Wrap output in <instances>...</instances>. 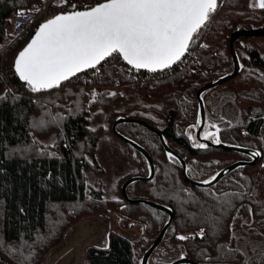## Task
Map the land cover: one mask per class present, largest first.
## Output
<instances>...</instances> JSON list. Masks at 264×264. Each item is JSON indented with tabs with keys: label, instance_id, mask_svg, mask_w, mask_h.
<instances>
[{
	"label": "trees",
	"instance_id": "16d2710c",
	"mask_svg": "<svg viewBox=\"0 0 264 264\" xmlns=\"http://www.w3.org/2000/svg\"><path fill=\"white\" fill-rule=\"evenodd\" d=\"M37 1L0 0V54L10 44L6 40L12 39L14 13ZM244 24L263 27L264 10L251 7L248 0H218L216 11L190 45L189 53L197 61L188 70L163 75L153 89L135 87L126 75L130 67L114 54L100 66L103 73L89 72L34 93L14 70L16 56L30 40L8 47L0 55V264H45L72 227L111 210L118 213L121 230L134 222L144 233L133 239L111 231L108 248L84 250V264H142L170 216L132 202L139 200L157 203L173 214L148 264H172L182 255L198 264H264V56L247 44L252 39L242 37L234 43L239 74L202 94L206 125L201 138L216 144L204 138L206 132L216 131L210 127L216 124L221 145H239L261 155L194 147L201 143L196 136L201 125L197 93L234 72L230 40ZM240 50L246 52L243 58ZM116 84L117 90L105 87ZM93 86H98L99 93L91 100ZM124 104L126 108L121 109ZM99 107L115 111L110 117L112 132L141 146L154 163L151 181L128 186L131 202L122 187L131 178L150 177L149 162L122 140L135 167L120 178L121 198H105L104 168L97 159L103 128L91 126L90 117ZM253 110L258 111L252 117ZM119 119L139 120L156 129L185 161L187 176L194 181L209 180L238 162L247 165L225 173L211 187L192 186L184 179L181 162L169 159L158 135L134 123L119 124L116 134L113 126ZM210 153L218 156L201 160ZM189 234L196 238L177 239Z\"/></svg>",
	"mask_w": 264,
	"mask_h": 264
},
{
	"label": "snow or ice",
	"instance_id": "6c2138e0",
	"mask_svg": "<svg viewBox=\"0 0 264 264\" xmlns=\"http://www.w3.org/2000/svg\"><path fill=\"white\" fill-rule=\"evenodd\" d=\"M250 6L264 10V0H254ZM217 7L218 0H104L87 10L60 13L42 23L16 56L15 74L35 93L57 88L114 54L136 70L163 71L189 53L194 37ZM210 127L216 131L206 132L204 138L222 143L217 135L221 129L216 124ZM194 147L206 149L208 145L195 143ZM168 156L179 162L173 153ZM219 175L202 183L211 184ZM247 211L251 216L250 206ZM199 235L203 237V229ZM195 238L177 236L179 241Z\"/></svg>",
	"mask_w": 264,
	"mask_h": 264
},
{
	"label": "rangeland",
	"instance_id": "374dc122",
	"mask_svg": "<svg viewBox=\"0 0 264 264\" xmlns=\"http://www.w3.org/2000/svg\"><path fill=\"white\" fill-rule=\"evenodd\" d=\"M58 1H61V0H58ZM248 2H249V5H251L254 3V0H248ZM262 25H263V27L254 28V27H251V25H245L244 24L238 30L239 31L263 30L264 24H262ZM202 33L203 32H201V35H202ZM10 34H12L11 29L9 30V35ZM244 38L252 39V40H250V44L249 43H247V44L251 47L252 46L256 47L259 50V52L262 54V56H264V36H254V37L253 36H251V37L246 36ZM11 41H12V39H10V40L7 39L6 43L11 42ZM245 44L246 43H242V45H245ZM7 49L4 48L3 51H6ZM241 50H242V48H241ZM241 50L238 51V53L241 56V58H243L244 56H246V52L241 51ZM4 53L5 52H3L2 55ZM190 54L191 55H189V56L191 58L196 59L197 56H195L192 53H190ZM243 66H244V64H243ZM249 68H248L249 71H250V69H252L255 73L262 75L261 71H259L257 69H253V68L249 69ZM98 71H100L101 73L104 72L103 69L102 70L97 69L96 72H98ZM247 75H249V77L253 76L251 72H248ZM226 82H228V81H226ZM225 83H223V84H225ZM105 87L110 88L112 90H117L119 85L117 86V84H116L114 86L111 85V86H105ZM139 87H141V86H139ZM121 92H124V91L122 90ZM98 93H99L98 92V86H93L92 87L91 100L96 99ZM212 94H214V93H212ZM212 94L207 96V98L209 99L210 96H212ZM124 108H126V104L121 106V109H124ZM263 108H264V106H263ZM242 109H243V107H242ZM257 111L258 110H253V112L251 113L252 117L257 114ZM113 112H115V111H113V110L110 111L106 108L99 107V108H97L91 112L90 117H91V126H96V127L101 126L103 128V136H102V138L99 142L98 148H97V159H98L99 164L104 168V174L102 176L103 189L105 192L104 196H105V198L110 199V200H117V199L121 198L120 178L127 176V175H130L132 173L134 167H135V164H133V162L127 157L126 146H125L124 142L121 139H119L112 132L111 126H112L113 122L110 121V117L112 116ZM134 124H136V123H134ZM138 125H140V124H138ZM147 130H149V129H147ZM217 156H218L217 153H214V154L210 153V154H206L205 156H202L201 160L207 159V161H210ZM235 160L238 161L241 159H235ZM119 222H120V218H119L118 213H114L112 210L110 212H107L104 214H99V215H96L93 217L84 218L76 226L72 227L67 232V234L64 238V243L61 244L62 246L60 245L61 247L59 246L58 248H56L55 251H57V252L64 251V253H65L66 250H68V248L71 249L72 247H74V245H83L85 243H87L89 245L88 247L93 246V247H98V248H103V249L108 248L109 247V235H110L111 231H121L127 237H130L133 239H137V238L141 237V235L144 233L143 228L140 225H135L134 222H131L128 225L127 229L121 230ZM199 233L200 232H198V235H199ZM191 235H194V234H191ZM186 236H190V234L186 235ZM251 239H252V241L258 240L256 237H252ZM51 252H54V250ZM51 252L46 257L45 264L48 262V260H49L48 257H49V255H51ZM64 253L61 254L62 255V261H60V263H57V264H68L70 262V260H71L70 258L65 259V260H64V258L71 257V256H73V254L68 255V254H64ZM56 254L57 253H54V255H56ZM78 257H79L80 261H82L81 250H80V256H78ZM83 260H84V258H83ZM83 262H85V261H83ZM80 264H84V263L80 262Z\"/></svg>",
	"mask_w": 264,
	"mask_h": 264
},
{
	"label": "water",
	"instance_id": "95a60500",
	"mask_svg": "<svg viewBox=\"0 0 264 264\" xmlns=\"http://www.w3.org/2000/svg\"><path fill=\"white\" fill-rule=\"evenodd\" d=\"M39 28V26L37 27V29ZM36 29V30H37ZM36 32V31H35ZM35 36V33L33 34L31 40L34 38ZM251 37V36H264V29L263 30H251V31H246V30H243V31H235L232 36H231V40H230V46H231V52H232V57H233V61H234V66H235V69H234V72L230 75V76H227L217 82H214V83H209L207 85H205L203 88H201L198 93H197V98H198V101H199V104H200V112H201V121H202V126L200 128V130L198 131V138H200V133H201V130L203 129V126L205 124V120H206V110H205V105H204V102L202 100V94L208 90H211L213 88H216L220 85H222L223 83H225L226 81H229L230 79L236 77L238 74H239V71H240V63H239V60L235 54V51H234V43L239 40L240 38L242 37ZM30 40V41H31ZM122 58V57H121ZM107 59V58H106ZM105 59V60H106ZM104 60V61H105ZM104 61H102L99 65H97V67H99L101 64L104 63ZM126 64L127 62L124 61ZM128 65V64H127ZM175 64H173L172 66H174ZM130 66V65H128ZM171 66V67H172ZM132 67V66H130ZM90 70H93V69H90V68H86L85 70L77 73L75 76L77 75H80V74H83L85 72H88ZM140 70H143V71H148L146 69H140ZM166 70V69H165ZM164 71V70H163ZM156 72H159L156 71ZM73 76V77H75ZM72 78V77H71ZM68 81V80H67ZM66 81H63L62 83H65ZM121 123H136V124H140L141 126L149 129L150 131H152L153 133H155L156 135L159 136L160 138V141L161 143L163 144V147L165 149V151L167 153L171 152L173 153V155L175 157L178 158V160L181 162L182 164V167H183V175H184V179L192 186H195V187H199V188H205V187H211L213 185H215L216 183H218L222 178L223 176L225 175V173H228V172H231L233 170H235L236 168L238 167H241V166H246L247 163L245 162H238L236 164H233L229 167H227L225 170H223L222 172H220V175L217 177V179L215 181H213L211 184H205V183H201V182H197V181H194L192 179H190L188 176H187V173H186V163L185 161L179 156L177 155L175 152H173L168 146L167 144L165 143V140L164 138L162 137V135L157 131L155 130L153 127H151L150 125H148L147 123L145 122H142V121H139V120H128V119H119L115 122L114 126H113V130L116 134H118L117 132V126ZM120 136V135H119ZM121 140H123L125 143L129 144L131 147H133L134 149H136L138 152H140L141 154H143L145 156V158L148 160L149 162V165H150V170H151V174H150V177L148 178H131L129 179L127 182L124 183L123 187H122V192H123V195L124 197L131 202V200L128 199V196H127V188L130 184L134 183V182H137V181H144V182H149L151 181L154 176H155V166H154V163L150 157V155L145 151V149H143L141 146H139L138 144H136L135 142L131 141V140H128L127 138L125 137H122L120 136ZM202 142H204V144H207L208 146H211V147H214V148H218V149H221V150H224V151H233V152H237V153H241V154H245V155H250V151L247 150V149H244V148H238V147H232V146H226V145H221V144H212L208 141H205V140H201ZM257 162V159H255L254 162H252L251 164H254ZM132 202H138V203H143L151 208H154L156 210H159V211H162V212H165L167 214H169L170 216V221L169 223L163 228V230L161 231V233L159 234V236L157 237L156 241L154 242L153 246L149 249V251L145 254L144 256V259H143V262L142 264H148V260L149 258L151 257V255L153 254V252L155 251V249L160 245L161 241L163 240L165 234H166V231L167 229L169 228V226L171 225L172 223V220H173V214L172 212L165 208L164 206H161L157 203H154V202H151V201H144V200H139V201H132ZM172 264H198L190 259H187V258H184V259H180V260H177L176 262L172 263Z\"/></svg>",
	"mask_w": 264,
	"mask_h": 264
},
{
	"label": "built area",
	"instance_id": "2783aa9c",
	"mask_svg": "<svg viewBox=\"0 0 264 264\" xmlns=\"http://www.w3.org/2000/svg\"><path fill=\"white\" fill-rule=\"evenodd\" d=\"M102 2H104V0H66V2L65 0H38L30 7L21 8L14 13L12 23V41L8 47L17 41L30 40L33 32L38 26H40L42 23H45L48 19L54 18V16L57 14L74 10H87ZM37 9H39V11H37ZM20 13H23V15H20ZM8 47H6V49ZM2 53L0 55H2ZM196 61L197 59L187 56L179 61L176 65L164 71L149 72L129 68L126 72V75L135 87L141 86L153 89L163 75L173 73L171 72L173 70L176 72L188 70V67L193 65ZM184 62H186L185 65ZM96 71L97 69L90 71V73H95ZM84 75L85 74H81L79 76L83 77ZM79 76H76V78ZM118 85L119 84H117V86Z\"/></svg>",
	"mask_w": 264,
	"mask_h": 264
},
{
	"label": "crops",
	"instance_id": "0c3cea01",
	"mask_svg": "<svg viewBox=\"0 0 264 264\" xmlns=\"http://www.w3.org/2000/svg\"><path fill=\"white\" fill-rule=\"evenodd\" d=\"M64 243V241H63ZM62 246V245H61ZM60 246V247H61ZM89 245L87 243L83 244V245H74V247H72L71 249L68 248V250H66V252L64 253V251L62 252H57L54 250V252H51V255H49L48 257V262L46 264H57V263H60V261H62V255L61 254H73V256L71 257H66L64 258L65 259H68L70 258V262L68 264H80L81 263H84L83 261V258H84V250L86 247H88ZM81 248V249H80ZM80 250H81V255H82V261H80L79 257L80 256ZM79 251V252H78ZM54 253H57L56 255H54ZM77 254V255H76Z\"/></svg>",
	"mask_w": 264,
	"mask_h": 264
},
{
	"label": "flooded vegetation",
	"instance_id": "af4514ba",
	"mask_svg": "<svg viewBox=\"0 0 264 264\" xmlns=\"http://www.w3.org/2000/svg\"><path fill=\"white\" fill-rule=\"evenodd\" d=\"M205 125H206V120H205V124H204V126H203V129H204ZM201 126H202V121H201V125H200V127H199L198 131L200 130ZM203 129L201 130V133H200V138H198V136H197V134H198V131H197V134H196V136H197V139H198V141L204 144V142H202V141H201V140H203V139L201 138V134H202V131H203ZM205 141H207V140H205Z\"/></svg>",
	"mask_w": 264,
	"mask_h": 264
}]
</instances>
